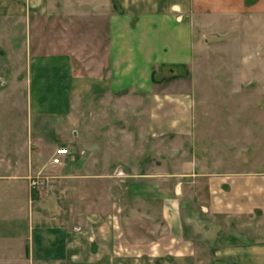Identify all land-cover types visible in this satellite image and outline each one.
Here are the masks:
<instances>
[{"label":"crops","instance_id":"1","mask_svg":"<svg viewBox=\"0 0 264 264\" xmlns=\"http://www.w3.org/2000/svg\"><path fill=\"white\" fill-rule=\"evenodd\" d=\"M257 1L0 0V17L23 25V45L17 51L23 72L9 80L22 83L17 96L25 112L21 128L6 142L13 158L0 159V264H198L199 245L185 234L183 212L193 202L185 194L187 183L199 181L204 195L200 208L213 217L261 214L253 232H241L237 223L234 234L218 235V264H264V172L196 174L191 168L198 154L190 146L183 152L188 157L180 158L185 167L176 168L172 137L189 145L194 137L190 80L181 76L154 83L151 72L159 64H190L191 17L202 29L218 26L220 35L242 26L249 38L244 47L251 49L255 17H264V0ZM85 15H105L106 21L103 41L85 46L82 56L78 45L58 34L64 33L59 25L63 18ZM1 79L8 80L5 75ZM181 81L187 85L182 91H159V85ZM126 89L146 93L150 103L113 104L120 120H108L100 136L89 132L84 141L82 129L75 128L73 107L98 94L123 96ZM109 109L104 107L107 113ZM160 144L172 157L161 158L158 165ZM59 146L70 153L56 165L61 167L50 184L46 175L40 176L47 163L38 162ZM114 173H119L118 186L106 191L101 204L91 195L81 201L84 208H66V194L77 197L76 187L67 193L62 186L70 178L92 183ZM37 177L43 183L34 187L31 180Z\"/></svg>","mask_w":264,"mask_h":264},{"label":"rangeland","instance_id":"2","mask_svg":"<svg viewBox=\"0 0 264 264\" xmlns=\"http://www.w3.org/2000/svg\"><path fill=\"white\" fill-rule=\"evenodd\" d=\"M82 4H86V1ZM256 4H260V2L257 1ZM63 19V25H59L64 33L59 32L58 36L66 38V42H74L78 45L80 55H85L83 54L86 51L85 46L89 47L91 43L99 45L97 40L103 41L101 29L106 21L105 15H85L78 18L65 17ZM191 19L194 21V33L192 35L194 48L192 49L190 64L188 66L159 64L157 67H153L151 72L152 82L154 83L170 82L172 79L162 80L170 76H175L173 79L183 76L190 80L195 116L192 129L194 137L191 139V145L187 143L188 141L184 142V138L172 137L176 143L170 149L174 147L173 152L178 150L173 157L167 154L170 150L166 152L165 146L160 144L158 165L162 163L161 158L170 160L172 157L175 159L176 168L178 166L184 168L185 162L180 158H183V156L188 157L186 153L183 155V152L189 149L190 146L192 151L198 154L199 160H196L191 168L196 174L200 173V170L216 171L218 174L263 173L264 17H255L253 31L255 39L253 47L248 50L244 46L246 43L248 44L249 38H247L246 31L242 30V26L237 31L231 32V35H220L218 26L209 25L202 29L198 25L199 20H193V17ZM211 20H216V18ZM211 23L217 25L218 22L214 23L212 21ZM22 28L21 21L14 25L7 18L0 17V92L2 90L5 92L4 94L0 93V159L7 156L13 158L12 145H7L6 142L17 134L25 114L23 99L18 104L17 96L22 89V83L9 80L14 73L23 72V62L17 52L18 48L23 45ZM37 34H34V37L35 35L38 37ZM55 37L51 35L53 42ZM240 45H242L241 48ZM1 75H5L8 80L1 79ZM184 83L185 81H181L177 85L164 87L159 85V91L161 89L166 90L165 92H168L169 89L170 91H182L187 87ZM87 99L82 98V102L80 100L72 109L76 120L75 128L80 132L82 129L84 141L87 140L89 132L93 136H100L99 134L107 126L108 120L112 119L113 123L120 120L119 115L111 107L113 104L129 106L150 103L146 93L135 89H126L123 96L108 97L98 94L92 100ZM104 107H109L110 113L105 112ZM7 113L11 114V118H7ZM10 121L12 122L9 123ZM13 122L15 123L14 126L12 125ZM2 126H5V128ZM114 131L118 132L117 128ZM53 154L51 150L46 151L45 158L38 162L40 166L47 163L44 172L40 176L46 175L50 184L55 183L54 176L58 174L61 167L49 165L48 160L51 159ZM84 162L85 158L81 163ZM101 166L102 163L99 164V167ZM159 167H161L160 170L166 168L162 165ZM65 168L69 170L71 166L67 165ZM167 168H171V166L168 165ZM118 174L116 173L115 177L111 174L104 178L95 179L92 183L68 179L69 182L67 181L62 186L67 187V193L72 192L76 187L77 197L73 193H70L71 195L66 194L69 199L66 202V208L69 206L78 210L84 208L81 201L86 196L90 198L91 195L101 204L102 200L107 198L106 191L110 187L115 190V187L118 186L115 182ZM196 178L194 176L190 177L191 180ZM39 180L42 184L43 179L39 178ZM71 186L74 188L72 189ZM202 186V181L189 182L186 185L185 194L190 196L191 199L193 198V202H190V210L183 212L184 222L188 224L189 221L191 225L184 223V231L199 245L198 264H218V257L214 255V250L218 249L219 245L218 235L219 237H225L231 233L234 234L237 223L241 232L245 234L253 232L254 225H257L258 220L261 221V214L256 213L255 217L243 215L239 218H227L222 214H218V216L213 217L209 214V211H203L200 208L199 204L203 202L201 198L203 194H199ZM74 197L78 201H75ZM188 212L191 214L190 216H187ZM231 224L233 225L231 226Z\"/></svg>","mask_w":264,"mask_h":264},{"label":"built area","instance_id":"3","mask_svg":"<svg viewBox=\"0 0 264 264\" xmlns=\"http://www.w3.org/2000/svg\"><path fill=\"white\" fill-rule=\"evenodd\" d=\"M69 154L68 149L65 146H59L54 152L53 156L50 159V164L56 166L63 163V159ZM31 184L35 187L41 184L39 177L34 180H31Z\"/></svg>","mask_w":264,"mask_h":264},{"label":"trees","instance_id":"4","mask_svg":"<svg viewBox=\"0 0 264 264\" xmlns=\"http://www.w3.org/2000/svg\"><path fill=\"white\" fill-rule=\"evenodd\" d=\"M174 77H175V76H170V77H168V78H163L162 80H163V81H165V80L168 81V80H170V79H173ZM152 79H153V78H152ZM154 80H155V78H154Z\"/></svg>","mask_w":264,"mask_h":264}]
</instances>
